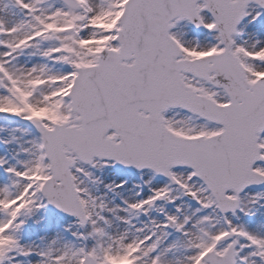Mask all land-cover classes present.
Listing matches in <instances>:
<instances>
[{"label":"snow or ice","instance_id":"6c2138e0","mask_svg":"<svg viewBox=\"0 0 264 264\" xmlns=\"http://www.w3.org/2000/svg\"><path fill=\"white\" fill-rule=\"evenodd\" d=\"M0 264H264V0H0Z\"/></svg>","mask_w":264,"mask_h":264}]
</instances>
